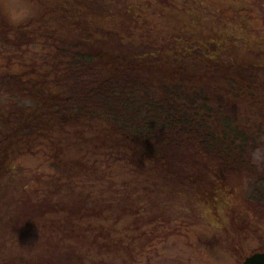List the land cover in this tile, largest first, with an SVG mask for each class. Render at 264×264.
<instances>
[{
    "label": "trees",
    "instance_id": "16d2710c",
    "mask_svg": "<svg viewBox=\"0 0 264 264\" xmlns=\"http://www.w3.org/2000/svg\"><path fill=\"white\" fill-rule=\"evenodd\" d=\"M167 1L128 0L114 18L98 15L96 1L60 0L51 15L58 28L48 22L39 29L0 27L5 48L8 34L17 49L48 48L42 62L15 55L12 69L0 72V178L20 156L43 149L63 170L70 147L102 152L147 182L155 176L162 183L206 184L215 181L208 175L216 166L264 167L253 159L264 149V124L249 121L247 108L259 114L264 106V58L251 57L264 50V28H252L255 19L264 25V17L238 1L207 2L238 31L230 33L198 15L186 18ZM151 13L175 26L161 42L119 36L123 21L139 27L152 21ZM263 189L264 180L251 200L263 201Z\"/></svg>",
    "mask_w": 264,
    "mask_h": 264
},
{
    "label": "rangeland",
    "instance_id": "374dc122",
    "mask_svg": "<svg viewBox=\"0 0 264 264\" xmlns=\"http://www.w3.org/2000/svg\"><path fill=\"white\" fill-rule=\"evenodd\" d=\"M52 1L0 0V27L39 29L46 22L57 27L51 15L60 0ZM93 1L98 15L114 18L130 3ZM156 1L161 5L164 0ZM212 1L168 0L166 6L173 4L169 9L185 12L186 18L195 14L207 19L203 22L212 29L238 33L207 3ZM230 1L264 17V0ZM158 16L151 13L152 21L139 27L123 21L118 34L124 39L138 33L140 42L152 37L161 42L175 26ZM252 26L264 28L256 19ZM7 37L8 48L0 42V72L12 69L15 55L25 63L47 55L48 48L43 53L40 45L17 49L14 38ZM251 54L256 60L264 58V50ZM250 107L248 120L264 124V106L259 114ZM84 151L66 150L70 166L63 170L44 149L27 152L13 172L0 178V264H241L247 256L264 252V200L249 196L252 188L260 189L264 167L238 172L216 166L208 175L215 181L206 184L162 183L155 176L147 182L142 172H130L133 167L125 163L113 164L102 152Z\"/></svg>",
    "mask_w": 264,
    "mask_h": 264
},
{
    "label": "water",
    "instance_id": "95a60500",
    "mask_svg": "<svg viewBox=\"0 0 264 264\" xmlns=\"http://www.w3.org/2000/svg\"><path fill=\"white\" fill-rule=\"evenodd\" d=\"M241 264H264V253L256 252L247 256Z\"/></svg>",
    "mask_w": 264,
    "mask_h": 264
},
{
    "label": "clouds",
    "instance_id": "9594fccd",
    "mask_svg": "<svg viewBox=\"0 0 264 264\" xmlns=\"http://www.w3.org/2000/svg\"><path fill=\"white\" fill-rule=\"evenodd\" d=\"M253 159L254 161L264 160V149H256V151L253 153Z\"/></svg>",
    "mask_w": 264,
    "mask_h": 264
}]
</instances>
